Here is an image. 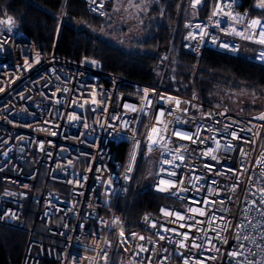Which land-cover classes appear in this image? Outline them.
Wrapping results in <instances>:
<instances>
[{"label":"built area","instance_id":"2783aa9c","mask_svg":"<svg viewBox=\"0 0 264 264\" xmlns=\"http://www.w3.org/2000/svg\"><path fill=\"white\" fill-rule=\"evenodd\" d=\"M82 1L105 17L111 0ZM240 4L192 0L184 49L264 65V0L254 1L256 15ZM164 79L122 77L94 56H61L56 43L45 52L0 17V224L27 232L20 264H264V107L237 112L205 101L195 85L168 89ZM149 136L164 140L153 146ZM153 149L150 188L173 201L125 233L120 202Z\"/></svg>","mask_w":264,"mask_h":264},{"label":"trees","instance_id":"16d2710c","mask_svg":"<svg viewBox=\"0 0 264 264\" xmlns=\"http://www.w3.org/2000/svg\"><path fill=\"white\" fill-rule=\"evenodd\" d=\"M191 1L150 0L140 33L130 40L134 48L112 42L101 34L114 22L109 13L112 0L105 17L91 14L82 0H0V17L11 19L45 52L56 43L61 56L73 60L94 56L102 60L105 70L143 83L159 84L164 72L166 88L191 93L195 85L202 99L210 103L228 104L224 100L228 89L249 93L258 99V104H246L241 111L228 105L243 113L262 109L264 65L212 49L205 50L199 58L184 49L185 23L195 15ZM209 1L205 0L206 5ZM254 1L240 0V8L256 15ZM200 13L205 15L207 10ZM125 29L123 26L119 30ZM146 127L147 121L143 120L140 136H144ZM116 148L123 157L126 144ZM148 158L140 159L130 192L120 202L121 229L125 233L142 228L144 213H158L161 203L173 201L151 190L154 178L146 177ZM27 237L22 229L0 224V264H20Z\"/></svg>","mask_w":264,"mask_h":264},{"label":"rangeland","instance_id":"374dc122","mask_svg":"<svg viewBox=\"0 0 264 264\" xmlns=\"http://www.w3.org/2000/svg\"><path fill=\"white\" fill-rule=\"evenodd\" d=\"M149 4L150 0H112L109 13L114 16V22L108 29L101 30V34L112 42L134 48V42L130 40L134 34L140 33L143 14L148 10ZM123 26H126V29L119 30ZM224 100L238 111L243 110L246 104L253 106L259 102L256 97H252L249 93H235L230 89L224 92ZM157 163V150L153 149L148 158L147 179H152L156 175Z\"/></svg>","mask_w":264,"mask_h":264},{"label":"snow or ice","instance_id":"6c2138e0","mask_svg":"<svg viewBox=\"0 0 264 264\" xmlns=\"http://www.w3.org/2000/svg\"><path fill=\"white\" fill-rule=\"evenodd\" d=\"M9 22H11V19H9ZM254 25H256V24H260V22L259 21H253L252 22ZM261 27L262 28H264V25H261ZM259 36L261 37V39H260V43H262V44H264V31H261V32H259ZM262 56H264V53H262L261 54ZM176 103H177V105L179 104V101H176ZM164 115V113L161 111V112H159L158 113V115H157V121H158V123L160 122V117H162ZM262 119H264V117H261ZM167 131V125H165V127L163 128V129H158V128H156V127H153L152 129H151V132H153V133H156V134H160V133H162V132H166ZM172 135L173 136H181L182 134L180 133V132H177V131H174L173 133H172ZM196 136H197V138L199 139V133H197L196 134ZM182 138H186V139H192V137L191 136H182ZM149 140L151 141V144L153 145V146H155V145H157V144H159V143H162V141L164 140V137H162L161 136V138L159 139V140H155V139H152V137L151 136H149ZM195 142V141H194ZM203 141L201 140V143H202ZM178 159H183V157L182 156H180V157H178ZM212 159H216V157L215 156H213L212 157ZM167 162V161H166ZM131 169H129V171H130ZM172 175H175V173H171ZM163 190V189H162ZM262 201H264V196H262ZM209 207H211L210 205H209ZM188 211H195L194 209H189ZM165 215H173L172 213H168V212H166L165 213ZM200 215H205V213L203 212V211H201L200 212ZM190 219H192V217H189ZM178 219H180V220H183L184 219V216H182V215H180V216H178ZM154 226V225H153ZM181 227H184V225H181ZM238 227H244V225H238ZM166 231H167V229H165ZM184 237H185V239H187V233H185L184 234ZM161 239H164V237H160ZM249 237H247V236H240V237H237V239L238 240H244V239H248ZM262 238H264V237H262ZM141 239H144L143 237H141ZM198 239V238H197ZM183 246V245H182ZM193 246H196V247H199V245H193ZM241 247H243V245H241ZM232 255H243V253L242 252H240V253H232Z\"/></svg>","mask_w":264,"mask_h":264}]
</instances>
